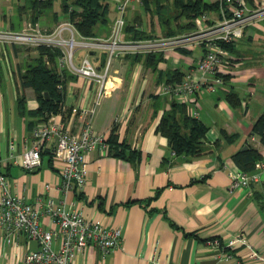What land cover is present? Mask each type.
Wrapping results in <instances>:
<instances>
[{
  "label": "crops",
  "instance_id": "obj_1",
  "mask_svg": "<svg viewBox=\"0 0 264 264\" xmlns=\"http://www.w3.org/2000/svg\"><path fill=\"white\" fill-rule=\"evenodd\" d=\"M116 3L108 0V23L93 30L94 38L108 36L117 16ZM139 7L135 2L128 6L127 23ZM261 25L264 20L249 26L252 33H247V27L242 40L233 45L232 53L237 57L241 52L237 44L247 40L246 49L253 55L237 57L238 68L218 87L220 90L201 92L193 101L161 96L158 89L174 73L197 76L200 49L169 52L171 60L166 53L160 54L162 60L155 69L133 55L113 58L106 95L97 104L94 82L59 68L65 73L64 100L55 121L77 132L85 120L80 110L92 109V128L104 139V147L86 154L87 184L79 193L60 188V162L49 153L32 171L8 160L9 144L12 142L15 153L21 154L30 145L31 130L39 122L27 115L37 109L38 102L31 89L21 90L19 77L12 78L18 52L7 47L0 59V172L11 193L37 207L44 230L53 227L52 219L43 212L50 199L57 209L77 211L104 228L121 231L119 247L105 254L87 247L76 253L73 264H264V144L252 134L254 121L264 113V61H257L252 47L262 37ZM79 50L75 64L88 55L94 69L103 71V51ZM6 84L17 94L16 105L11 104V108L2 94ZM229 93L237 96L236 107L227 101ZM20 96H24L22 106L18 103ZM173 104L183 105L189 115L191 110L197 111V119L208 127L204 145L211 152L195 158L173 155L167 139L157 131L162 115ZM112 130L118 142L125 143L129 158L111 153L107 140ZM248 146L259 155L251 171L259 175V180L249 188L230 191L228 173L238 170L233 156ZM236 238L241 241L229 249L228 242ZM213 239L219 245L209 243ZM53 247H58V240ZM36 248V242L24 235L12 243H6L0 235V264H26L25 254ZM251 252L257 257H251ZM226 254L230 256L227 259Z\"/></svg>",
  "mask_w": 264,
  "mask_h": 264
},
{
  "label": "built area",
  "instance_id": "obj_2",
  "mask_svg": "<svg viewBox=\"0 0 264 264\" xmlns=\"http://www.w3.org/2000/svg\"><path fill=\"white\" fill-rule=\"evenodd\" d=\"M133 2L141 5L139 0H117V16L113 19L106 38L82 37L67 20L46 31L30 23H24L18 31L0 30V59L6 55L7 47L26 46L35 49L45 46L56 49L60 52L59 68H67L71 73L94 82L97 104L106 95L113 58L167 52L182 54L200 49L201 54L195 65L197 76L189 73L179 81L165 80L158 89L161 96L193 101L201 92H215L224 84V76L234 74L237 64L226 45L235 44L244 36L247 27L264 20V2L259 0H212L211 2L217 3V9L197 17L191 31L171 37L125 39L123 31L127 8ZM79 49L103 51L106 54L103 71L98 73L94 69L88 55L82 57L78 65L75 64L74 57ZM92 112V109L80 110L85 120L83 127L77 132H72L55 121L59 113L36 124L31 130V143L21 154L15 153L12 142L9 144V162L25 171H32L40 167L41 154L47 151L52 159L60 162V188L78 193L83 191L88 178L86 154L104 147L103 137L92 128ZM190 116L198 118L197 111L191 110ZM251 141L254 142L253 137ZM228 177L230 191L249 188L259 180L258 174L239 169L229 172ZM43 212L52 219L53 227L49 230L42 228L41 212L37 207L12 194L6 177L0 172V235L6 243H12L21 235L36 242L37 248L25 254L26 264H73L76 253L87 247H94L99 253L105 254L121 244L119 229L104 228L77 211L57 209L50 199L46 201ZM55 240H58L56 249L53 247ZM238 241H241L240 238L229 241L228 248L231 249ZM209 243L219 245L216 239ZM250 256L257 257V254L251 252ZM229 257L228 254L225 255L226 259Z\"/></svg>",
  "mask_w": 264,
  "mask_h": 264
},
{
  "label": "trees",
  "instance_id": "obj_3",
  "mask_svg": "<svg viewBox=\"0 0 264 264\" xmlns=\"http://www.w3.org/2000/svg\"><path fill=\"white\" fill-rule=\"evenodd\" d=\"M15 11L10 17L9 27L12 31L21 29L24 18L36 23L45 13L52 10L56 0H18ZM141 7L148 16V24L154 23L162 30L163 36L171 37L188 32L194 29L195 19L205 12L215 11L217 3L209 0H139ZM65 19L69 21L76 31L85 38H94V27L98 24L107 25L109 4L108 0H62L60 5ZM138 19V18H137ZM16 21L15 23L13 21ZM140 20V19H139ZM12 21V22H11ZM137 21V20H136ZM140 21H137L139 23ZM125 23L123 38L125 39H147L155 37L148 35L141 37L143 30L139 26L127 27ZM129 32L132 36L128 37ZM157 37V36H156ZM161 37V36H158ZM234 44L226 45L229 51H233ZM15 53H16V47ZM37 57L32 61H26L23 68H18L20 88L22 91L31 89L38 102V107L34 111L28 112V116L36 118L37 123H42L47 118L60 112L64 100V79L65 73L58 67L60 52L56 49L39 46L34 49ZM143 59V62L155 69L162 60L160 54H150L145 56H134ZM3 72L0 62V81ZM182 75L174 73L172 77L166 79L168 82L179 81ZM227 78L224 79V82ZM61 86V88H58ZM229 104L236 107L239 100L234 93L226 95ZM24 96L18 98L19 105H23ZM157 131L164 136L174 155L184 157H200L211 152V149L204 145V140L208 127L197 118L191 117L183 105L173 104L169 112H165L157 126ZM252 134L256 136L260 143L264 144V113L254 121ZM107 142L111 153L119 158H129L125 155L126 145L118 142L117 136L112 130ZM48 153L44 151L41 157ZM239 170L252 173L259 160L258 153L250 148L237 152L233 156Z\"/></svg>",
  "mask_w": 264,
  "mask_h": 264
},
{
  "label": "rangeland",
  "instance_id": "obj_4",
  "mask_svg": "<svg viewBox=\"0 0 264 264\" xmlns=\"http://www.w3.org/2000/svg\"><path fill=\"white\" fill-rule=\"evenodd\" d=\"M209 1L211 2L212 0H209ZM18 2H19L18 0H0V30H13L9 27V22H10V17L13 15V13L15 11V6H16V4H18ZM61 3H62V0H56L54 2L52 10L45 13V15H42L36 23H33L30 19L24 18L22 23H21V26L24 23H30L32 26H37L41 30L46 31V30L52 29L57 22H59V21L62 22L65 19V16L62 13V10L60 7ZM136 20L140 21V22L137 23ZM13 22L15 23L16 21H13ZM133 25L134 26L140 25V27L143 28V32L140 35L141 37L148 36V35H153L155 37L156 36L157 37L163 36L162 30L158 27V24L154 23L152 26H149L148 16L142 7H139L133 13V16H132L131 20H129L127 27H131ZM261 26L264 27V25H261ZM97 27H100V25L99 24L96 25V27L94 29H96ZM17 30H20V29H17ZM259 31H260V36H262V37H260L258 43L253 45L252 47L256 51L255 56H256L257 61H264V29L259 28ZM252 32H254V30L251 27H249L247 29V33H252ZM183 33H185V32H183ZM129 36L130 37L132 36L131 32H129L128 37ZM155 37H151L148 39H153ZM242 38L239 41H241ZM246 47H248L247 40H245L243 43L237 44L238 51L241 50V52L238 53L237 57H245L248 55H253L251 51H248L246 49ZM16 50L18 52V60H15L16 62L14 61V63H17L16 64L17 68L15 67L16 71L12 73V78L14 80H16L17 77H19L18 68L19 67L23 68V65H24V63H26V61H32V59L37 57V53L36 54L32 53V51H34V48H32V47L30 48V47H26V46H17ZM82 51H84V50H79L78 53H82ZM229 52H230V54H232V56H233L232 58L236 61V64H237L236 55L234 56L231 51H229ZM133 56H135V55H133ZM143 56H145V55H143ZM165 57L167 58V60L173 59V55L169 52L166 53ZM8 60H10V59L8 58L7 61ZM235 61H232V62H235ZM227 77L228 76H224V79ZM218 90H220V89H218ZM0 92H1V87H0ZM2 94L4 97L5 104L8 107H10L11 104L14 106L16 105L17 94L15 92V89L10 84H6V86H3Z\"/></svg>",
  "mask_w": 264,
  "mask_h": 264
},
{
  "label": "water",
  "instance_id": "obj_5",
  "mask_svg": "<svg viewBox=\"0 0 264 264\" xmlns=\"http://www.w3.org/2000/svg\"><path fill=\"white\" fill-rule=\"evenodd\" d=\"M139 30H140V29H139ZM243 150H246V147H244Z\"/></svg>",
  "mask_w": 264,
  "mask_h": 264
}]
</instances>
